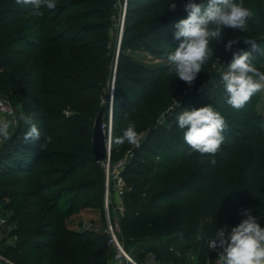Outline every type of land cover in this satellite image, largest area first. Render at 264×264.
Returning <instances> with one entry per match:
<instances>
[{
	"label": "trees",
	"instance_id": "obj_1",
	"mask_svg": "<svg viewBox=\"0 0 264 264\" xmlns=\"http://www.w3.org/2000/svg\"><path fill=\"white\" fill-rule=\"evenodd\" d=\"M117 1L71 0L51 10L42 7L43 14L36 16L31 5L0 0V98L13 107L21 103L23 114L32 118L40 132L38 140L26 141L30 125L17 119L11 140L0 147V204H12L13 225V244L5 256L13 264L110 263L107 237L72 231L67 220L88 203L97 209L103 203L104 174L95 163L91 141L102 108L105 131L107 127L109 98L101 106L100 97L108 87L115 54L109 50L105 19ZM187 2L127 0L115 58L113 141L129 122L135 124L137 133L146 132L121 172L125 183L122 241L139 262L154 255L160 264H190L186 251L194 248L197 264H213L215 257L207 241L219 228L229 233L237 226L244 218L243 209H252L264 228V117L255 110L256 94L237 110L226 103L221 77H216V85L203 88L217 61L230 63L234 52L250 51L243 40L253 39L264 49V6L252 9L246 30L225 28L222 43L210 42L214 54L191 86L170 73V66H144L125 54L143 49L167 60V54L181 42L173 36L174 26L187 18ZM170 3L177 5L175 11L168 10ZM84 6L89 8L67 19L93 20L91 24L68 29L53 26L67 11ZM26 16L33 23L31 40L35 42H29L32 52L24 58L27 52L18 47L28 40L13 37L11 31L22 22L12 19ZM90 34L93 39L88 41L85 38ZM228 40H237L231 51L224 48ZM253 55L255 66L264 72V55ZM27 87L39 88L30 96L33 89ZM182 88L192 94L180 112L190 103L196 105L191 110L211 105L225 118V140L214 156L201 157L190 148L177 125V114L167 116L168 126H158L161 113ZM165 138L186 149H173ZM127 144L114 143L110 159L115 160ZM85 166L90 172L79 176L77 172ZM229 175L237 181L232 182ZM198 235L204 239L198 240ZM192 240L201 241L200 246L192 247Z\"/></svg>",
	"mask_w": 264,
	"mask_h": 264
},
{
	"label": "clouds",
	"instance_id": "obj_2",
	"mask_svg": "<svg viewBox=\"0 0 264 264\" xmlns=\"http://www.w3.org/2000/svg\"><path fill=\"white\" fill-rule=\"evenodd\" d=\"M20 5H31L34 15L41 16L42 7L54 9L55 0H16ZM177 5L170 3L168 10L175 11ZM187 18L175 24L173 36L180 40L179 46L167 54L170 65L168 71L191 86L201 73L203 66L213 56L214 49L210 42H223L225 28L246 30L249 19L253 16L250 9L234 0H188L184 5ZM243 42L250 45V51L234 52L227 69L221 72L224 92L227 95L226 103L232 108L240 110L252 96L264 89V72L258 70L254 61V53L264 55L258 43L253 39ZM237 40H228L224 44L225 51H231ZM218 58V57H217ZM178 106V104H177ZM30 125L24 139L38 140L40 132L31 117H21ZM177 125L184 130L183 139L190 148L199 153L201 157L214 156L220 149L225 137V118L211 105L191 111L184 110L176 117ZM10 122L0 123V136L10 138ZM50 141V137L46 138ZM111 142V138H110ZM138 145L139 135L135 124L129 122L122 129V134L114 138V143L122 146L125 143ZM213 164L215 160L211 161ZM244 218L230 232L219 228L214 238L208 243L211 249L220 248L221 264H264V228L258 218L252 215V209H243L240 213ZM204 239L203 235L197 236ZM179 256L180 253L176 252Z\"/></svg>",
	"mask_w": 264,
	"mask_h": 264
},
{
	"label": "rangeland",
	"instance_id": "obj_3",
	"mask_svg": "<svg viewBox=\"0 0 264 264\" xmlns=\"http://www.w3.org/2000/svg\"><path fill=\"white\" fill-rule=\"evenodd\" d=\"M69 1H71V0H55V3H56V5H64V4L69 3ZM124 1L125 0H118L117 4L111 9L110 13L107 15V17L105 19L106 20L105 22L108 25L107 30H106V38H107L108 44L110 46L109 50L113 54H115L114 55L115 58L119 52L118 44L120 41V35L123 31V26H124V21H123L124 11H125ZM234 2L242 4L245 8H248L251 11H253L252 9L256 8L257 6H264V0H234ZM88 8L89 7L84 6V7H78V8L67 11L64 14V16L58 21L57 25H53V26H55L56 28H61V29H63V28L68 29V28H72V27L73 28L74 27L75 28H82V27L87 26V24H91L90 22H92L93 20H87V21L86 20L85 21L79 20L78 22H71L70 20L67 19L68 16H71V15L73 16L74 14H76L77 12H80V11L83 12V11L87 10ZM125 16H126V11H125ZM12 20H16V21L21 20L22 21L11 32H12L13 37L17 36V38L19 40L21 38H26L25 40H28V43H26V41H24V43H22L21 46L18 47V48H21L27 52L26 56L24 57V58H26L32 52V50L29 48V45H28L29 42H32V43L35 42L34 40H31L33 38V34H34V30H35L33 28V25H32L33 23L28 22V16H26V17H15ZM124 20H125V18H124ZM122 21H123V23H122ZM19 30H21V31L19 32ZM74 38H75V35H74ZM85 39L88 41L92 40L93 34L86 35ZM125 54L132 57L136 62H138L144 66L162 67V68L170 66L168 64L167 60L158 59L156 57H153L150 54L144 52L143 49L127 51V52H125ZM115 58H113L112 63L109 66L111 76L107 80L108 87L102 91V94L100 97L101 106H105L106 102L108 101V98H109V103L112 100V96H113V92H114V73H115V66H116L115 65ZM228 64L229 63H227L225 60L224 61H221V60L217 61L211 69L212 76H208L206 78V80L203 83V88L209 87L211 85H216L217 84L216 79L218 77H221V72L225 71L227 69ZM260 70H262V69H260ZM38 88L39 87H36L35 91ZM32 89H33V92L30 96H35L34 95L35 94L34 88L27 87L28 91L32 90ZM191 94H192V90H190L188 88H182V89L177 90L173 94L172 105L168 109H166L164 112H162L161 116L158 118V126H164V127L168 126L167 116H171L173 114H177V115L180 114L181 112L179 110L184 105H186V101L190 98L189 96ZM0 95H3V94H0ZM256 97L257 98H256L255 110L258 114H260L261 116L264 117V89H262L260 92L256 93ZM47 103H52V101L48 100ZM177 104H178V106H177ZM188 105H189V107L186 110H191V108H194L196 106L195 103H190ZM12 108L16 112L17 119L24 122V120L21 119V117H25V114H23L24 109H23L22 104L17 103V104H15L14 107L12 106ZM64 115L66 117L71 116V114H69V113H65ZM3 122H10L11 126H10L9 131H10V136H12L13 133L15 132L16 127H14V125L10 121V118L3 116V115L2 116L0 115V123H3ZM112 127H113L112 114H110V111H109V115H108V119H107V127H106V131L105 130L104 131L106 132L107 135H109L108 136V138H109V151H108V153H109V164H110V176L112 173L116 174L118 172L119 165H121V164L126 165L128 159H130V157L132 155L131 154L132 150L139 148L140 144L142 143V141L146 137V132L138 133L139 144L138 145H133V144L125 145L128 148L125 147V149H122L123 151L119 154V156L115 160H111L110 159L111 158V152L113 151V148H114V141H113L112 133H111ZM2 138L4 139V141H7L9 139V138L5 139L3 136H2ZM110 138H111V142H110ZM163 140L165 143L171 145L173 147V149H175L177 151L186 149V147L179 146L178 143H175L171 139L165 138ZM118 150H120V148H118ZM107 158L105 159V161L107 160ZM155 160H157V159H155ZM105 161L98 164L100 170H102V172L104 174L103 203H102L101 209H97L94 206H92L91 203H88L87 207L84 208L80 213L70 217L67 220V224L72 231L90 232L93 234L103 236L104 240H105V236H106L105 230H106V225H107V221H108V216H109L110 220H113V218L116 216V214L114 213V207H115V204L117 203V198H115V196L113 194L110 195L109 206L106 209V206H105V181H106V167H105V165H106V162ZM89 172H90V168L85 166V167H82L81 169H79L77 174L79 176H81V175L87 174ZM229 178H231V180H233L232 182L237 181V178L233 175H229ZM110 180H111V178H110ZM90 198H92V195ZM10 206H12L11 203L0 204V219H3L6 222V224L0 229V258L3 259V262L0 261V264H13L5 256V252L13 244V238L11 236L12 231H13V225L10 222V218H11ZM200 224H203V223L200 222ZM190 243H191L192 247L196 248V246H200L199 244H201V241L192 240V241H190ZM196 253H197V251L194 250V248L186 251V256L188 257V261L190 263L193 261H196V258H197ZM108 255H109V253H108Z\"/></svg>",
	"mask_w": 264,
	"mask_h": 264
},
{
	"label": "built area",
	"instance_id": "obj_4",
	"mask_svg": "<svg viewBox=\"0 0 264 264\" xmlns=\"http://www.w3.org/2000/svg\"><path fill=\"white\" fill-rule=\"evenodd\" d=\"M127 0L124 1V9L126 11ZM125 11L124 17L125 18ZM122 21V23H123ZM0 115L6 116L10 118V121L14 125L17 126V117L16 112L12 108L10 102L6 99L0 98ZM4 143V139L0 136V147ZM105 161V160H104ZM103 161V162H104ZM106 162V181H105V206L106 209L109 206V198L110 195H114L117 198V203L114 207V213L116 216L113 220L109 219L106 225L105 235L107 237V245L111 250V260L109 264H160L154 255H148L145 260L142 262L136 261L124 248L121 234V218L124 212L122 206V198L125 192V183L121 177V172L124 169L125 164H121L118 167V172L116 174L112 173L110 176V164H109V153ZM102 163V162H101ZM113 175V176H112ZM111 178V180H110ZM6 224L3 219H0V229ZM216 235V234H215ZM214 235V237H215ZM227 235V233H226ZM212 237V238H214ZM209 241V240H208ZM207 241V247L209 252L215 257L213 264H221L220 253L222 249L216 248L211 249L209 247V243ZM0 261L3 262V259L0 258ZM208 263V261H207Z\"/></svg>",
	"mask_w": 264,
	"mask_h": 264
},
{
	"label": "water",
	"instance_id": "obj_5",
	"mask_svg": "<svg viewBox=\"0 0 264 264\" xmlns=\"http://www.w3.org/2000/svg\"><path fill=\"white\" fill-rule=\"evenodd\" d=\"M123 36V31L120 35V41L118 44V50L120 48V42ZM110 104V114H112V100L109 103ZM104 113H105V109L102 108L95 121H94V125H93V133H92V152H93V156H94V160L96 164H99L101 162H103L107 157H108V151H109V138L106 134V132L104 131ZM11 140L8 139L4 146Z\"/></svg>",
	"mask_w": 264,
	"mask_h": 264
},
{
	"label": "crops",
	"instance_id": "obj_6",
	"mask_svg": "<svg viewBox=\"0 0 264 264\" xmlns=\"http://www.w3.org/2000/svg\"><path fill=\"white\" fill-rule=\"evenodd\" d=\"M67 226H68V224H67ZM68 228H69V226H68ZM70 229V228H69ZM71 230V229H70ZM190 264H197V262L196 261H193V262H191ZM206 264H208V263H206Z\"/></svg>",
	"mask_w": 264,
	"mask_h": 264
}]
</instances>
